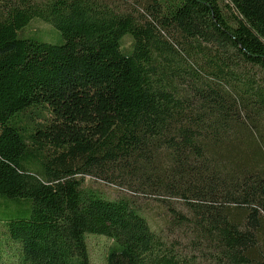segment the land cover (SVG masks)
Masks as SVG:
<instances>
[{
	"label": "trees",
	"instance_id": "trees-1",
	"mask_svg": "<svg viewBox=\"0 0 264 264\" xmlns=\"http://www.w3.org/2000/svg\"><path fill=\"white\" fill-rule=\"evenodd\" d=\"M134 2L0 0V206L27 214L0 222L8 261L91 264L90 234L104 264H264V0Z\"/></svg>",
	"mask_w": 264,
	"mask_h": 264
},
{
	"label": "rangeland",
	"instance_id": "rangeland-1",
	"mask_svg": "<svg viewBox=\"0 0 264 264\" xmlns=\"http://www.w3.org/2000/svg\"><path fill=\"white\" fill-rule=\"evenodd\" d=\"M108 4L112 5L115 9L120 11H128L133 15L136 14V5L134 0H104ZM140 8L137 9L139 11ZM23 35L26 37L36 36L40 40L47 42H60L58 33L50 26L38 20L32 21L28 27L24 30ZM130 38L125 37L122 41V47L129 49ZM84 188L91 189L98 192L104 198L114 200L122 196H131V192L124 188L117 186L116 184H110L99 179L86 177L83 180ZM137 206L141 210L142 214L147 219L152 230L158 233L166 240H180V233L176 230H172L169 227V212L166 207L167 204L159 202L155 197L151 196H133ZM168 203V202H167ZM175 203V202H173ZM172 203V205H173ZM176 205V203H175ZM26 217L27 214L20 212L17 204L13 202L7 203V207L0 206V222L6 221L7 217L11 216ZM88 255L91 264H104V257L106 251L110 246V241L95 235L87 234L86 237ZM15 246L10 243L4 234V229L0 223V264H10L8 259L14 253Z\"/></svg>",
	"mask_w": 264,
	"mask_h": 264
}]
</instances>
